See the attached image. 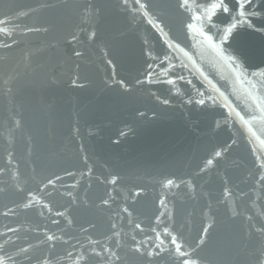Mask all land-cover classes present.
Masks as SVG:
<instances>
[{"label": "water", "instance_id": "1", "mask_svg": "<svg viewBox=\"0 0 264 264\" xmlns=\"http://www.w3.org/2000/svg\"><path fill=\"white\" fill-rule=\"evenodd\" d=\"M0 264H264V0H0Z\"/></svg>", "mask_w": 264, "mask_h": 264}]
</instances>
